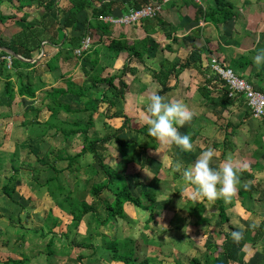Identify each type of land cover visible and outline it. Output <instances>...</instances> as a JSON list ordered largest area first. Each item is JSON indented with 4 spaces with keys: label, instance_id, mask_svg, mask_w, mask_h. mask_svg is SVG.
Here are the masks:
<instances>
[{
    "label": "crops",
    "instance_id": "1",
    "mask_svg": "<svg viewBox=\"0 0 264 264\" xmlns=\"http://www.w3.org/2000/svg\"><path fill=\"white\" fill-rule=\"evenodd\" d=\"M93 1L98 2L93 7L100 5V0ZM222 4L225 10L223 15H231L227 21L217 20L213 15L217 0H201L200 4L193 0H173L163 3L161 15L154 20H144L129 26L107 23L111 25L107 34L87 25L92 20L93 8L83 10L74 26L65 30L63 26L70 0H3L0 4V39L4 43L9 45L13 36L26 31L41 44L32 52V59L19 56L23 62L33 65L21 71L33 76L34 89H37L34 99L17 94L21 87L17 77L19 71H11L10 81L14 83L16 92L13 97L5 92V88H1L5 80L0 77V108L7 109L9 114L6 119L10 122L20 115L24 116L20 126L27 136L24 143L51 145V142L57 144L55 140L62 138L77 152L82 150L84 135L65 138L55 129L45 136L31 138L30 134L31 126L37 128L38 123L44 124L50 120L51 112L43 103L46 93L64 87L65 81L69 79L83 85L87 79L85 71L92 68L74 52L70 60L61 59L57 64L58 69L51 72L48 63L59 53L67 39L89 37L94 49L108 47L113 41L125 43V48L117 58L102 54L101 66L107 68L105 78L119 77L126 65L131 67L133 72L123 77L128 88L126 95L113 98L108 94L113 107L109 103L99 106L98 113L94 114V128L91 131L100 134L110 130L114 135L122 129L118 137L128 143L141 139L140 131H147L146 103L152 94H160L162 90V86L154 80L155 73H159L163 67H176V72L170 78V90L163 95L169 99L182 100L193 113L191 122L179 129L182 134L191 136L193 151L182 152L174 144L164 145L152 137V140L142 142L148 148L137 149L133 162L127 164L122 161L118 151L114 152L115 155L106 156L105 162L107 164L110 161L107 165L113 168L112 159L115 158V166L119 168L117 174L125 177L130 187H135V183L140 189L152 185L150 194L155 195V201H147L144 207L135 208L151 211L149 208L153 206L154 212L151 213L155 216L151 220V215L148 222H144L146 219L143 217L142 220L135 218L127 223H123V220L111 223L106 227L109 232L105 233L104 238L107 241H136L138 232L148 231L151 237L141 241L137 253L140 250L142 259H157L156 264H262L264 260V236L261 235L264 228V119L253 118L243 98L224 100L223 88L226 85L218 77V80L214 79L216 76L210 67L212 58L216 57L226 68L264 93V66L257 67L253 61L257 51L264 48V0H222ZM20 5L24 7L21 9ZM123 6L125 10L115 6L111 18L128 15L130 10L127 9V2H123ZM55 20L60 23L59 29L58 26H51ZM57 33L58 36L54 37L53 34ZM6 50L0 47V51ZM137 53L140 58L136 56ZM183 65L185 68H182ZM118 82L119 79H116L115 84L118 85ZM108 87V83L100 84L98 88L91 89L89 95L99 96ZM16 100L24 107L18 105L15 108ZM61 102L74 111L70 114L61 112L58 117L61 121L70 124L89 123L92 112L78 113L85 109V103L80 98L68 95ZM39 103L40 106H37ZM11 126L14 128L15 125ZM209 147L216 151L213 167L231 159L234 167L239 169L240 185L230 201L217 199L209 202L197 197L194 189L183 196L180 193L185 186L184 169L198 158L202 150ZM54 162L56 169H66V161L59 155H56ZM50 171L53 173L51 177L55 176ZM148 178L151 181H143ZM144 192L148 193L146 190ZM142 195L143 192L140 197ZM181 199L183 204L178 202ZM221 209L225 210L227 217L223 224ZM133 213L137 215L135 211ZM83 223L84 220L81 225ZM95 224L93 220L86 224L84 236L87 237L89 229L94 232ZM133 225L137 227L134 231L129 228H133ZM118 226L119 235L116 232ZM235 230L244 232V245L240 248L237 243L231 253H225L226 234L231 236ZM192 231L196 235H192ZM157 233L162 234V239L155 238ZM95 240L99 249L103 238L98 242ZM197 243H203L204 250L194 249L196 252L191 253L193 245ZM206 243L210 244L207 246ZM213 245L217 246L216 250L210 249ZM82 251L91 253L86 255V259L94 261L93 251Z\"/></svg>",
    "mask_w": 264,
    "mask_h": 264
},
{
    "label": "trees",
    "instance_id": "2",
    "mask_svg": "<svg viewBox=\"0 0 264 264\" xmlns=\"http://www.w3.org/2000/svg\"><path fill=\"white\" fill-rule=\"evenodd\" d=\"M13 2V0H7ZM105 1L103 4L102 2ZM3 0H0V4ZM123 2H127L128 10H138L144 6H148L154 3V0H100L99 6L93 7L98 3L93 0H70V6L67 9V18L65 20L63 28L69 29L77 22V16L86 8H93V16L92 20L87 24L91 27L99 28L103 33L107 34L111 28V25L104 23L102 21L103 18L111 17L113 14V10L116 7H119L121 10H125L123 6ZM21 9L24 7L20 5ZM225 12L222 4V0H217V9L213 11V15L216 16L217 20L227 21L231 18V15L228 13L223 15ZM51 26H58L60 28L59 21L55 20L51 22ZM50 26V27H51ZM56 28V27H55ZM62 28V29H63ZM54 37L58 36L57 34H53ZM84 38L83 37H74L71 39H67L64 41L59 53L54 56L51 61L48 63V68L51 72H55L58 69V62L61 59L70 60L73 56V53L82 46ZM125 43L113 41L108 47H101V49H94V47L83 53L81 59L85 61L87 65H90L92 68L90 71H85L86 73V81L83 85H78L71 81V79L65 81L64 87H58L51 89L46 93L44 97L43 103L47 106L48 110L51 112L50 120L46 123H38L37 128L33 125L31 126V138L45 136L48 132L52 130H56L58 134H61L65 138L76 137L78 135H84V144L80 153L76 155H69L65 158L64 155H59L65 161L68 162V167L64 170H58L55 168L53 164H50L47 159H42L40 162L50 170L55 173V176L49 178L45 182L46 188L49 189L51 196L55 199L64 211H66L72 217L71 231L77 230L80 228L84 218L92 214L93 221L96 223V227L93 230H88L87 237L82 242H77L75 239L70 243V249H80V250H88L93 251L92 256L95 257L94 262L99 264L101 261L107 262H115L122 264H156L158 262L157 259H152L150 257L146 259H142V253H137L138 245L135 244V241L131 239H126L123 241H107L104 238V235L100 234L98 231L101 228H106L111 223H117L121 219H126L127 215L125 213L126 205H134L137 208L144 207L142 199L137 198L131 192L129 185L127 183V179L125 177H121L117 174L115 170H112L105 162H106V154L107 149L112 145L115 146L121 158L124 162L131 163L134 160L135 153L137 149L147 150V146L142 142L146 141V139H151L152 137L148 134L146 130L140 131V136L143 138H139L134 143H128L123 141L118 137V134L122 131V129L118 130L112 136H100V134L96 131H91L94 128V114L98 113V108L102 103H109L110 107H113V102L109 99V95L113 98H123L127 92V85L123 80V77L130 72H133L129 65H126L123 68L119 77H108L105 78L104 74L107 71L106 67L101 66V58L102 54L109 56L111 58H117L121 51L125 48ZM41 46L38 40L32 39L31 34L26 31L21 32L19 35L13 36L12 43L7 45L4 43L2 39H0V47L13 51L17 56H21L24 59H32V52ZM115 55H114V54ZM10 56L8 53L4 51H0V77L5 80L4 88L5 92L13 97L16 95L15 85L11 80L12 70L19 71L17 73V77L21 83V87L19 88L18 95L21 97H27L29 99H34L36 97L37 89H34L35 84L33 80V76L30 73H24L21 70H28L33 67L32 64L28 62H23L22 60L12 57V68L11 70L8 68V62L5 57ZM138 58V53L136 55ZM142 60V59H141ZM182 68H185L183 65ZM176 72V67H163L160 72L155 73L154 80L162 86V90L160 95L165 94L170 90V78ZM116 79H119L118 85L115 84ZM216 80V78H214ZM108 83V89L104 90L99 96L91 97L89 92L91 89L98 88L100 84ZM223 91L224 100H229L227 96V87L225 86ZM109 94V95H108ZM74 95L82 102L85 103V109L83 112L78 113H88L92 112L90 115L89 123L81 124V123H73L70 124L65 121H61L58 117L61 112H65L66 114H70L74 111L70 109L69 105H65L61 102V99L64 96ZM117 116V115H114ZM145 138V139H144ZM86 156H91L93 160V164L97 165L98 168H94V166H89L88 175L90 178H95L100 175V172L104 175L103 181L98 184H92L90 188V194L93 197V201L89 202L83 200L82 202L77 199L74 200L71 198V192L69 195L59 200L62 194L65 191L63 187V182L66 181L65 176L62 174L65 171L75 172L77 168L75 165L79 164L80 159L85 158ZM12 169L15 173L19 172L18 167L15 165V161L12 162ZM99 169V170H97ZM12 181V178H11ZM89 185V181L84 183L81 189L85 190ZM15 189H11L9 185L4 187V195H6L13 202L15 195ZM103 192H108V195L112 197L111 203L105 201L104 209L102 213L98 210V201L101 199V195ZM147 199L153 203L155 201L154 195L148 194L146 195ZM151 212H154L153 206L149 208ZM154 216L152 215L151 220ZM220 218L222 224L227 221V217L225 214V210H220ZM262 228V227H261ZM263 230V231H262ZM261 230V235L264 236V228ZM47 234H52L50 231ZM42 234V236L48 237L49 235ZM66 238H69V235H66ZM95 238H103V243L101 247H98L94 243ZM241 242V243H240ZM238 243L239 247L242 248L244 243L242 240ZM235 243L232 240V237L226 234V240L224 241V250L225 253H231L233 248H235ZM54 245L53 238L49 242L48 247H52ZM211 250H216L217 246L213 245L210 247ZM99 250V252H98ZM213 252V251H212ZM264 253V247H263ZM98 256V258H97ZM82 259L79 257L77 260ZM196 262V261H195ZM0 264L1 261H0ZM5 264H26L25 260H9ZM199 264V262H196ZM264 264V260L262 261Z\"/></svg>",
    "mask_w": 264,
    "mask_h": 264
},
{
    "label": "rangeland",
    "instance_id": "3",
    "mask_svg": "<svg viewBox=\"0 0 264 264\" xmlns=\"http://www.w3.org/2000/svg\"><path fill=\"white\" fill-rule=\"evenodd\" d=\"M6 58L7 57L3 59ZM226 87L228 86L226 85ZM1 88L4 89V86L1 85ZM3 103H5V100L3 101ZM14 103H16L15 108H17L18 105H20L18 104L19 102L17 100L14 101ZM21 106L23 105H20V107ZM37 106H40V103ZM0 109L2 110L0 111V261L1 263L5 264L9 260H20V261L25 260L26 264H92L93 262H90L88 261V259H86L87 258L86 255H89L91 253H86L85 251L82 250L78 251L75 249H70L68 246L70 245L73 239H75L77 242H82L84 240L86 235L84 236L83 230H85L86 224L93 220L92 214H89L84 218L85 223H83V225H81L79 229L71 231V224H72L71 215H69L66 211L60 208L57 201L53 199V197L51 196L49 189L46 188L45 186V182L49 178H51L53 173L50 170H48L49 167H47V165L44 166L40 162L42 159H47L49 163L53 164L55 163L54 160L56 158V155H64V157H66L67 154L75 155L80 152H77L75 150V147H71V145L64 142L62 138L60 140L57 139L55 140L57 144H53V142H51L52 146L48 144L43 145V143L42 144L24 143V141L27 139L26 138L27 136L25 137L23 129L21 128L22 127L21 123L23 122L24 116L20 115L18 116V118H16L15 121L10 122L8 119H6L9 114L7 112V109L6 110H4L5 108H0ZM11 125H15L14 128H12L13 126ZM28 130H30V126L28 127ZM112 134L113 131L110 130L109 132H105V131L102 133L100 132V136L102 137ZM51 149L53 150L55 149V150L52 151ZM115 151H117V149L115 148L114 145H112L110 148L107 149V152H105V154L107 153L106 156H108L111 155L112 153L114 154ZM115 160H116L115 158L112 159L113 168L111 169L115 170L116 172L117 171L119 172L118 170L119 168L115 166ZM13 161H15L16 163L15 165L18 167L19 172L17 173H15L12 169ZM109 163L110 161H108L107 164ZM92 165L94 166V168H98L97 165L93 164L92 157L86 156L85 158L80 159L79 164L75 165L77 171L73 173L72 172L69 173L68 171H65L62 174L63 176H65L64 180H66L63 182V187L65 188V191L59 200L66 198L70 192H71V198L74 200L77 199L80 202H82L83 200L92 202L94 200L92 195L90 194L91 185L98 184L101 181H103L104 175L100 172V175L98 177L91 179L90 176L88 175V171H89L88 167ZM59 167L61 166L59 165ZM66 167H68L67 161H66V166L64 168ZM87 181H89V185L86 187L85 190L81 189V187ZM143 181L147 182V181H151V179L149 178L143 179ZM6 185H9L11 189H15L16 192L14 195V200L16 202H13L6 195H4V187ZM134 186L135 187L129 186V188L132 189V192L136 197L138 196V198L142 199V202L145 205V203L149 201L146 195L151 193L152 185L147 187V189H140V187L137 186V183H135ZM144 190H146L148 193L144 192ZM142 192L143 195L142 197H140ZM181 200L178 202H180V204H183L184 201ZM105 201H107L108 203H111L112 201V197L108 195V192H103L100 201H98V204H100L98 206L99 208L98 210L101 213L104 209ZM126 206L127 207L125 209V213L127 215V218L119 220V221L123 220L122 221L123 223L132 221L135 218L136 220L137 219L142 220L143 217L144 219H146L144 222L146 221L148 222L149 218L152 215L151 211H146V210L144 211L143 209L139 210L135 208V206L134 207H131L129 205ZM134 211L135 213H137V215L133 213ZM95 227L96 224L93 225V228ZM129 228L132 229V231H134V229H137L135 225H133V228L131 227ZM138 230H142V229H138ZM50 231L53 232V235L47 234ZM98 232L106 236L105 233L109 232V229L101 228ZM116 232L119 235L120 232L119 226ZM43 233L49 236L44 237L42 236ZM138 233H139L138 235L139 238L138 240L135 241V244L136 243L137 245L139 244L138 245L139 248L141 241L147 239L148 237H151V235L148 231L147 233L146 231L144 232L140 231ZM191 234L196 235V232L192 231ZM66 235H69V238H66ZM52 238L54 240V245L52 247H48L49 242L51 241ZM155 238L159 240L162 239V234L157 233L155 235ZM99 239L100 238L98 239L96 238L95 241L98 242L97 240ZM218 243L220 242L218 241ZM206 244L208 246L210 243H206ZM203 245H204L203 243L194 244L191 253H195L196 250L199 251L204 250ZM79 257H81L82 259L77 260ZM104 261H101V263L99 264H109L107 263V261L105 262Z\"/></svg>",
    "mask_w": 264,
    "mask_h": 264
},
{
    "label": "clouds",
    "instance_id": "4",
    "mask_svg": "<svg viewBox=\"0 0 264 264\" xmlns=\"http://www.w3.org/2000/svg\"><path fill=\"white\" fill-rule=\"evenodd\" d=\"M257 67L264 66V48H260L253 57ZM147 132L159 143L174 144L182 152H192L194 143L188 134H182L179 129L190 123L193 113L182 100L169 99L165 95L152 94L146 103ZM215 149L209 147L199 153L198 158L183 171L184 188L182 196L190 190L206 201L223 199L232 200L240 185L239 169L235 168L231 159L225 160L213 167ZM247 187V185H245ZM234 242L239 243L244 236L241 230L231 233Z\"/></svg>",
    "mask_w": 264,
    "mask_h": 264
},
{
    "label": "built area",
    "instance_id": "5",
    "mask_svg": "<svg viewBox=\"0 0 264 264\" xmlns=\"http://www.w3.org/2000/svg\"><path fill=\"white\" fill-rule=\"evenodd\" d=\"M173 0H162V2H154L148 6H144L138 10H131L126 16L118 19L111 17L103 18L106 23L114 25H137L144 20H154L158 18L163 11V3H168ZM200 4L201 0H193ZM92 47V40L87 37L83 40L82 46L75 51V55L81 57L83 53L89 51ZM8 68H12V57L6 58ZM214 76H217L221 81L228 86V97L232 100L244 98L252 116L256 119H264V93L255 89L244 79L240 78L236 73L225 67L224 63L218 58H212L210 64Z\"/></svg>",
    "mask_w": 264,
    "mask_h": 264
},
{
    "label": "water",
    "instance_id": "6",
    "mask_svg": "<svg viewBox=\"0 0 264 264\" xmlns=\"http://www.w3.org/2000/svg\"><path fill=\"white\" fill-rule=\"evenodd\" d=\"M6 53H8L9 55H11V56H13V57H16V58L22 60L19 56H17V55H16L13 51H11V50H6Z\"/></svg>",
    "mask_w": 264,
    "mask_h": 264
}]
</instances>
